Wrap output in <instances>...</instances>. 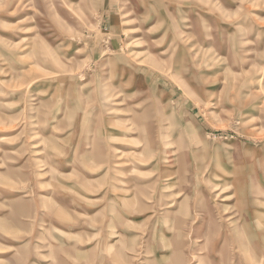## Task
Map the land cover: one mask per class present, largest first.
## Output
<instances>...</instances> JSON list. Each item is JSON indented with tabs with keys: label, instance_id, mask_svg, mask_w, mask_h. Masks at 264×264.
Wrapping results in <instances>:
<instances>
[{
	"label": "rangeland",
	"instance_id": "rangeland-1",
	"mask_svg": "<svg viewBox=\"0 0 264 264\" xmlns=\"http://www.w3.org/2000/svg\"><path fill=\"white\" fill-rule=\"evenodd\" d=\"M0 264H264V0H0Z\"/></svg>",
	"mask_w": 264,
	"mask_h": 264
},
{
	"label": "bare ground",
	"instance_id": "bare-ground-1",
	"mask_svg": "<svg viewBox=\"0 0 264 264\" xmlns=\"http://www.w3.org/2000/svg\"><path fill=\"white\" fill-rule=\"evenodd\" d=\"M216 196H217V195H216ZM169 204H170V205H172V204H173V202H172V203H169ZM170 205H169V206H170ZM231 218H232V217H231Z\"/></svg>",
	"mask_w": 264,
	"mask_h": 264
}]
</instances>
